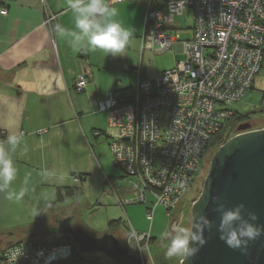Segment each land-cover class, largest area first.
<instances>
[{
	"label": "crops",
	"instance_id": "1",
	"mask_svg": "<svg viewBox=\"0 0 264 264\" xmlns=\"http://www.w3.org/2000/svg\"><path fill=\"white\" fill-rule=\"evenodd\" d=\"M105 2L118 10L115 19L131 34L122 56L92 51L86 42L74 43L72 32L78 30L69 0H0V146L9 147V134L21 135L12 153L17 178L9 191H24L19 200L0 192L3 241L13 231L56 229L57 218L77 213L85 194L89 205L105 210L108 226L112 220H123L120 226H109L110 232L127 225L126 206L135 204L129 199L136 193L132 186L121 185L122 170L106 167L111 164H106L109 155L116 163L107 136L109 113L98 109V101L104 91L131 95L140 76L152 80L160 74L147 70L154 54L143 49L149 0ZM56 24L66 29L63 37L54 32ZM83 69L90 71V83L77 91L76 77ZM79 174L83 179L77 182L73 177ZM147 232L157 239L151 224ZM23 237H8L0 250L22 243Z\"/></svg>",
	"mask_w": 264,
	"mask_h": 264
},
{
	"label": "built area",
	"instance_id": "2",
	"mask_svg": "<svg viewBox=\"0 0 264 264\" xmlns=\"http://www.w3.org/2000/svg\"><path fill=\"white\" fill-rule=\"evenodd\" d=\"M152 1L143 49L153 54L173 49L175 65L152 80L140 76L131 95L104 91L98 101V109L109 113L112 131L107 136L114 161L136 193L129 202L147 204L151 225L159 206L170 215L183 203L208 144L236 113L231 104L254 87L264 66V0H165L160 7ZM190 8L193 18L183 26L178 19ZM188 29L190 36L182 38L181 30ZM90 78L83 69L75 89L85 90ZM165 109L168 119L162 128ZM151 237L132 229L128 247L148 259ZM16 248L23 250L16 264H51L71 254L65 243L48 247L28 242ZM12 250L5 256L7 264ZM149 261L155 264L152 257Z\"/></svg>",
	"mask_w": 264,
	"mask_h": 264
},
{
	"label": "water",
	"instance_id": "3",
	"mask_svg": "<svg viewBox=\"0 0 264 264\" xmlns=\"http://www.w3.org/2000/svg\"><path fill=\"white\" fill-rule=\"evenodd\" d=\"M237 130L213 154L201 194L192 204L191 227L200 216L212 222L211 231L204 233L207 242L194 257L185 261L182 258L180 264H264V235L251 241L245 253L229 248L217 231L218 204L231 208L243 203L247 209L245 217L247 212H254L258 216L255 223L264 225V127L253 129L246 122L239 124ZM72 218L59 220L51 232L69 234L80 246L79 252H102L117 264H149L147 258L133 253L114 233L91 235L82 228H74Z\"/></svg>",
	"mask_w": 264,
	"mask_h": 264
},
{
	"label": "clouds",
	"instance_id": "4",
	"mask_svg": "<svg viewBox=\"0 0 264 264\" xmlns=\"http://www.w3.org/2000/svg\"><path fill=\"white\" fill-rule=\"evenodd\" d=\"M69 7L75 16V29L72 32L74 43L79 45L86 42L92 51L102 50L106 55L122 56L124 50L130 43V32L122 26L115 18L118 10L110 7L105 0H69ZM54 32L58 37L65 35L66 29L56 24ZM21 135L11 133L5 143L9 147L0 146V192H4L6 198L19 200L23 197L24 191L19 193L9 191L13 181L17 178V168L13 159L16 146L21 142ZM218 197L214 200L218 201ZM216 211L220 213V221L217 227L219 239L233 249L247 252L251 241L257 240L264 235V225L255 223L258 216L254 212H245L247 209L243 203L228 208L225 204H218ZM171 231L164 233L170 237V243L166 248V256L169 258L194 257L207 242L205 230L211 231L212 222L205 216H200L192 227H179L172 224ZM175 233L172 235V233ZM23 255V250L13 249L9 253L10 264Z\"/></svg>",
	"mask_w": 264,
	"mask_h": 264
},
{
	"label": "rangeland",
	"instance_id": "5",
	"mask_svg": "<svg viewBox=\"0 0 264 264\" xmlns=\"http://www.w3.org/2000/svg\"><path fill=\"white\" fill-rule=\"evenodd\" d=\"M192 18H193V8H190L187 10V16L181 17L178 20H180L182 25L185 26L191 23ZM181 36L182 38H188L190 36L189 29L181 30ZM151 58H153V54ZM176 60H177V57L173 49L163 52V53L154 54V58L152 59V61H149L148 63H146V65L148 64L147 70L152 73L156 72V73L161 74L163 71L173 67L176 63ZM253 86L254 87L245 94L242 100L236 103H232L231 107L236 112L243 113V114H249L251 117L249 123L253 122L256 124L258 122H263V119H264V66L260 69V72L256 76ZM161 113H162V128H164L166 125L167 119H168V111L165 109V110H162ZM238 126L239 124L236 126L235 129H238ZM257 126H260V125H257ZM254 127L256 126L253 125L252 128L255 129ZM110 131H112V128L110 129ZM218 147L219 146H217V148L215 147L214 149H212L210 154L207 153L204 159L202 160L201 162L202 168L199 172H197L195 176V179L197 180L194 179V181L192 182L191 187L189 188L186 196L184 197V201L182 205L179 206L177 209H174L170 215L166 213V210L163 206H159L157 208L153 221H152V232L154 235L157 236V239L150 242L151 254H147L149 263H150L149 259H151L152 257L155 261L154 262L155 264H180L181 260H179V258L181 257H174V258L166 257L162 259L163 255L166 256L165 254L166 248L168 244L170 243V237H165L164 233L166 231H171L170 226L172 224H176L179 227H189V228L191 227V223L193 220L192 213H191L192 204L194 202V199L195 198L197 199L199 195L201 194L204 179L210 169L211 158L213 154L215 153V151L218 149ZM107 157L108 158L106 159V164L111 163L109 166H106L108 167V170L112 172H116V173L121 172V169L112 162V156L109 155ZM79 175L81 176V178L75 179L76 175L73 177L75 181L77 182L83 179L82 175L81 174ZM120 179H122L121 185L129 189L131 186V182H130L131 179L125 176ZM81 196H80L81 205L77 208L78 212L75 214L67 215V216L73 217L72 226L74 228H80L78 226L79 224H82L83 222L85 224V227L82 229H84L86 232L94 236H99L105 232H110L108 228L109 227L108 223L103 215V213H105V210H102L101 208H99V206L89 205L87 202V199H89L90 197H88L86 194L81 195ZM145 206H147L145 203H135V204L126 206L129 217L128 215L127 216L125 215L126 217L125 219H126L127 225L129 226L130 231H128L127 225L126 227L121 226L116 229H113V228L110 229L112 232L115 231V233L120 237L122 244L128 246L127 244L128 232L131 233L132 231L131 224H133L135 229H137L140 232L149 231L151 221L148 220L146 217ZM63 218H57L58 222L59 220ZM57 220H55V222H57ZM35 230L36 229H34L33 231H29V230L27 231L23 230V231H18V232L13 231V233L10 235L6 233L4 235L5 236L4 238L6 241L8 240V237L10 238L13 237L17 239L20 236L22 237V236H27V235L35 233L37 234V238L39 237L38 240L51 242L54 237L53 235L58 234L56 232L49 233L48 229H41L37 231ZM2 234L3 233H1L0 236ZM174 234L175 233L173 232L172 235ZM1 238L2 237H0V243H3L2 246H6L4 245L5 241H3V239ZM133 253H137V252H135L134 250ZM86 256L88 258H91V257L101 258L105 264H116L110 258H108L106 254L102 252H88Z\"/></svg>",
	"mask_w": 264,
	"mask_h": 264
},
{
	"label": "trees",
	"instance_id": "6",
	"mask_svg": "<svg viewBox=\"0 0 264 264\" xmlns=\"http://www.w3.org/2000/svg\"><path fill=\"white\" fill-rule=\"evenodd\" d=\"M164 1L165 0H153L152 4H153V6L160 7L162 5V2H164ZM250 118L251 117H250L249 114H243V113L236 112L229 119V121L227 123H225V125L222 127V129L219 130V132H217V134L214 136V138L208 144V147H207V149H206V151L204 153V157L206 156L207 153L210 154L212 149H214L215 147L217 148V146H220L221 144L226 142L230 137L235 135L238 132V130L235 129L236 126L238 124H240V123L249 122ZM251 124H252V126L253 125L256 126L254 128H262V127H264V119H263V122H258L256 124L252 122ZM257 125H260V126H257ZM236 130H237V132H236ZM204 157H203V159H204ZM201 168H200V170H201ZM195 180H197V179H195ZM151 199H152V196H149L148 197V201H151ZM122 221H123L122 219L112 220V221L109 222V226L110 227L120 226ZM51 231H54V229H51ZM51 231L49 230L48 232L50 233ZM112 233H114L120 239V237L115 233V231L112 232ZM53 236H54L53 240L51 242H47V241L38 240L39 237L37 238V234L34 233V234H30V235H27V236L23 237L20 241H22V243L35 242V243H38V244L47 245L48 247H53V246H56L58 244L60 245L61 243L62 244L63 243L70 244L71 254L69 256H67V257L58 258L56 260H53L51 262V264H105L101 258H97V257L88 258L86 256L88 252H85V253L84 252H79L80 246L74 241V239L69 234H59L58 233V234H54ZM153 240H154V238L151 237L150 242H152ZM22 243H20V242L16 243V244L14 243L15 245H13V246L11 245V247H9V249H7L5 251H4V249L0 250V263L1 264H7L4 261L5 256L7 255V253L10 250H12L15 246H17L19 244H22ZM166 257L167 256L163 255L162 259L166 258ZM181 259H182V257L179 258V260H181ZM112 261L115 262L114 260H112Z\"/></svg>",
	"mask_w": 264,
	"mask_h": 264
}]
</instances>
